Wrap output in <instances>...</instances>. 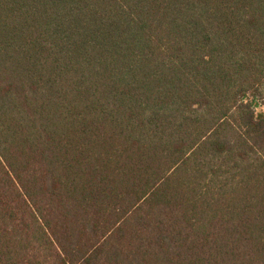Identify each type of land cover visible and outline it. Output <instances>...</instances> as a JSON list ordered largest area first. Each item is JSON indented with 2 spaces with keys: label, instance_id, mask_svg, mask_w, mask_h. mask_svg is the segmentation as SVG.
Listing matches in <instances>:
<instances>
[{
  "label": "trees",
  "instance_id": "1",
  "mask_svg": "<svg viewBox=\"0 0 264 264\" xmlns=\"http://www.w3.org/2000/svg\"><path fill=\"white\" fill-rule=\"evenodd\" d=\"M0 264H264V0H0Z\"/></svg>",
  "mask_w": 264,
  "mask_h": 264
}]
</instances>
